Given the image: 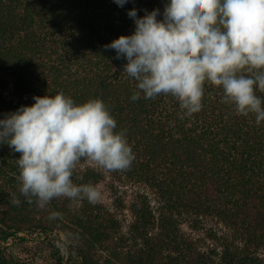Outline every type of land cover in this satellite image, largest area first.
I'll return each instance as SVG.
<instances>
[{
	"label": "trees",
	"instance_id": "16d2710c",
	"mask_svg": "<svg viewBox=\"0 0 264 264\" xmlns=\"http://www.w3.org/2000/svg\"><path fill=\"white\" fill-rule=\"evenodd\" d=\"M166 2L0 0V118L34 96L100 99L135 156L119 173L146 190L130 202L125 232L101 202L60 197L42 210L20 194V153L0 144V264H15L4 244L19 233L64 240L63 251H52L53 264H264V121L237 114L208 81L202 109L191 116L171 98L141 93L132 101L136 81L123 71L126 60L105 48L133 31L129 9L162 13ZM255 94L264 101V92ZM85 160L73 182L95 186L103 174ZM53 212L58 218L49 219ZM206 220L222 226L220 236L208 232L219 246H204L182 228Z\"/></svg>",
	"mask_w": 264,
	"mask_h": 264
},
{
	"label": "clouds",
	"instance_id": "9594fccd",
	"mask_svg": "<svg viewBox=\"0 0 264 264\" xmlns=\"http://www.w3.org/2000/svg\"><path fill=\"white\" fill-rule=\"evenodd\" d=\"M128 2L114 0L119 7ZM127 15L133 31L105 48L126 60L123 71L136 81L132 101L141 93L146 100L171 98L191 116L202 109L208 81L237 114L264 121V101L255 94L264 92V0H167L162 13L139 16L132 8ZM33 101L0 118V144L20 153V194L42 210L60 197L96 204L101 192L94 185L73 182L76 166L87 158L107 171L130 168L135 156L125 132L116 131L100 99L78 104L57 92Z\"/></svg>",
	"mask_w": 264,
	"mask_h": 264
},
{
	"label": "rangeland",
	"instance_id": "374dc122",
	"mask_svg": "<svg viewBox=\"0 0 264 264\" xmlns=\"http://www.w3.org/2000/svg\"><path fill=\"white\" fill-rule=\"evenodd\" d=\"M4 80L8 84L11 83V79L8 77H4ZM83 165L94 167L103 174V179L95 185L101 192L99 202L114 212L122 222V230L125 232L130 221L128 206L137 193H146V190L127 181L119 171H107L87 158ZM182 228L191 236L201 240L204 246H219L220 244L208 232L214 230L216 237L223 233L222 226L212 220L204 221L201 228L192 227L189 223H185ZM62 241L64 240H48L37 233H19L4 244L5 254L15 264H53L52 251L55 250V246H60L63 251ZM262 256L264 257V252H262Z\"/></svg>",
	"mask_w": 264,
	"mask_h": 264
}]
</instances>
